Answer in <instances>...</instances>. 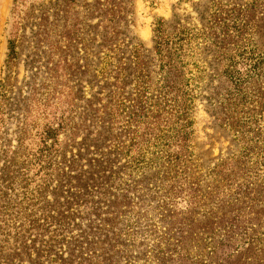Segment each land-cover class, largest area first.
Segmentation results:
<instances>
[{"label": "rangeland", "instance_id": "rangeland-1", "mask_svg": "<svg viewBox=\"0 0 264 264\" xmlns=\"http://www.w3.org/2000/svg\"><path fill=\"white\" fill-rule=\"evenodd\" d=\"M158 25L171 49L183 45L187 121L160 93L174 71L160 69ZM230 40L247 48L233 100L241 111L246 96L248 135L261 148L264 0H0V264H99L78 245L104 258L105 231L118 264H264V184L220 203L214 191V169L244 144L225 120L219 41ZM177 152L194 159L192 181L183 177L163 210L155 186L176 169L132 158Z\"/></svg>", "mask_w": 264, "mask_h": 264}, {"label": "trees", "instance_id": "trees-1", "mask_svg": "<svg viewBox=\"0 0 264 264\" xmlns=\"http://www.w3.org/2000/svg\"><path fill=\"white\" fill-rule=\"evenodd\" d=\"M164 28L158 25V28L156 26V37L154 39V48L155 51L158 55V59L160 61V69H163L164 71H174L173 72V78L168 81L166 84L165 90H162L160 93H164L165 97L168 95H172V102L173 106H171V112L172 115L178 116L179 119L183 121H187L189 118L190 112H191V106H192V101L193 97L191 96V92L188 89V84L189 82L183 81L182 79H187L186 77V72H185V62L182 59V48L183 45L179 44L174 46L172 49L170 48V45H168L167 42V34L164 32ZM217 33V31L215 30ZM221 34V32H220ZM223 35L225 36L226 40H229V37L231 36V31H224ZM221 45L219 46L220 51L222 52V58L225 59L226 66L224 69V75L227 77L229 86L226 91L225 99L227 100V107L225 109V120L227 122V125L231 127L238 138L243 141V147L242 149L238 152L235 153L233 156L230 158L223 160L220 162L216 168L214 169V179L216 182V188L214 191H216V195L218 196L217 198V203L223 202L224 199L230 200V198H238L240 197L241 194H239V187L242 189H248L253 187L257 183L264 184V148L262 145L260 147L255 146V142L251 137H249L248 132L249 130L252 131L250 128V125L248 124L246 120L247 117H249V113H247V106L246 105V96L242 97V104L243 108L240 110L236 109L237 101L234 103L233 97H236L237 90H241L242 93H244V88L243 87H234V83L236 84L238 82L241 83L240 81H237L236 78H240L238 72L236 71L237 64L239 61L242 59L243 54L245 52L246 54V46H244L240 42H235L230 40L229 42L227 41L226 43H222L219 41ZM243 49L245 51H243ZM229 50V51H228ZM224 52V53H223ZM228 52V53H227ZM232 52H234L232 54ZM245 61L247 60L244 57ZM109 64H112V61L109 60ZM108 70L111 71L112 68L108 67ZM163 71V72H164ZM246 72H252L251 67H246ZM186 77V78H185ZM180 78V79H179ZM182 80V87H179V83ZM7 98V93H6V85L5 82L0 85V121L3 123V115L5 114V100ZM171 99V98H170ZM117 105V104H116ZM112 111V114L115 115L117 114L116 108H110ZM108 109V110H110ZM116 116V115H115ZM116 118V117H115ZM187 126H184V129L187 130ZM261 127V126H259ZM261 129L259 128L258 133H261ZM117 140V138H115ZM186 139H183L181 141H174L175 144H180V147H183L186 145L185 143ZM173 143V144H174ZM117 144V149L118 150H124V141H119ZM131 145L133 142L130 143ZM5 152V151H4ZM3 155V153H2ZM128 158L127 156L122 155V158ZM109 162V160H106V162ZM132 161L134 162V166L137 168H144V167H158L160 170L162 169L163 171L169 170V167L172 168L174 167L176 169V177L175 178H170L169 182L166 180L165 182H160L158 186H155V193L159 194L158 196V204L161 203V207L163 210H167L165 207L170 206L174 200V194L175 192L178 191V189L182 188L183 184V177H187L186 180L192 181V177L189 176V170L186 168L187 162L188 161H194V159L190 158L189 154H184L182 152H177L173 154H168V155H163L159 157H150L146 158L144 157L142 160L140 159H135L132 158ZM149 161V162H146ZM193 164H190L188 168H190ZM7 165L4 166V170L6 169ZM147 167V168H148ZM0 172H3L2 169L0 168ZM236 174L233 176V174ZM5 173H2L1 176L2 178L4 177ZM241 174L242 178H239V175ZM59 176V174H58ZM246 178L244 183H240V180H244ZM238 183V185H237ZM227 184L226 187H228V193L226 191L225 185ZM231 184V185H230ZM240 185V186H239ZM199 187V184L196 185ZM254 188V187H253ZM42 190V188H40ZM171 191V192H170ZM235 192V193H234ZM148 196V192L146 194ZM145 196V197H146ZM145 202V199H143ZM190 203H193V200H190ZM143 204V203H142ZM164 206V207H163ZM169 208V207H168ZM169 211L170 217L175 216V214H171V211ZM125 215V213H122V217ZM127 215V214H126ZM134 215H130L131 220L134 219ZM137 216H143V213H141L138 210ZM143 218V217H141ZM133 222V221H131ZM106 225V222L103 224V226ZM128 226V232H125L126 235L131 234V225ZM134 226V225H133ZM105 228V227H104ZM24 229V228H23ZM28 230V228H26ZM104 241H101V243H105L104 248H102V252H105L106 254L104 258H99L100 255H97L98 252L96 249H90V246L88 244L87 247H78L85 253L87 256V259H90L92 262L98 261L99 264H110L111 260L113 264H118V262L121 260L115 259L113 256L116 251L110 252L108 251V245L112 242V239L114 238V234H110L109 232L105 231L104 232ZM75 242L77 243L81 239L74 238ZM98 241V242H99ZM109 242V244H108ZM102 246V245H100ZM114 246L115 243H114ZM120 246V245H119ZM125 247V252L127 251L126 246ZM88 249V250H87ZM122 249V248H121ZM85 250V251H84ZM93 250V251H92ZM123 252V251H122ZM128 254L126 253V256ZM110 258V259H109ZM59 261V258L54 259V262ZM97 263V262H96Z\"/></svg>", "mask_w": 264, "mask_h": 264}]
</instances>
